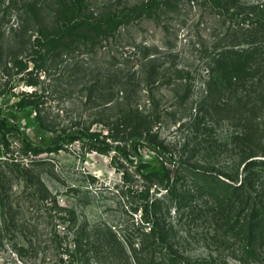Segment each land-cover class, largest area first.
Here are the masks:
<instances>
[{
    "label": "rangeland",
    "instance_id": "374dc122",
    "mask_svg": "<svg viewBox=\"0 0 264 264\" xmlns=\"http://www.w3.org/2000/svg\"><path fill=\"white\" fill-rule=\"evenodd\" d=\"M28 1L0 0V113L19 129L0 142V217L8 218L0 229L23 232L35 251L20 236L5 238L0 264H264V222L186 167L216 180L245 174L240 128L213 106L209 84L212 45L229 21L203 2L173 0L158 22L134 20L95 47L47 52L49 39L20 29ZM126 1L89 0V9ZM255 1L264 0H240ZM20 99L31 112L19 110ZM136 124L183 164L164 161L143 138L129 141ZM64 130L96 134L112 148L73 140L35 154L22 141ZM252 159L253 193L264 201V155ZM160 162L170 177L148 172Z\"/></svg>",
    "mask_w": 264,
    "mask_h": 264
},
{
    "label": "trees",
    "instance_id": "16d2710c",
    "mask_svg": "<svg viewBox=\"0 0 264 264\" xmlns=\"http://www.w3.org/2000/svg\"><path fill=\"white\" fill-rule=\"evenodd\" d=\"M172 1L130 0L126 1V5L120 9L110 6L93 10L89 9V0H53L52 2L42 0L41 3L33 0L26 3L20 29L24 32L26 29L29 30L30 26L32 32L37 34L35 38L49 39V41L43 40L45 41L43 45H49L44 49L47 52L64 46L71 48L76 43H85L86 48L95 47L108 38H113L116 33L120 32V28H125L134 20L158 22L161 13L170 9ZM187 1L192 4L199 1L207 4L210 13L215 18L217 17L222 25H227V20L229 21L224 36L212 45L214 54L208 67L209 84L211 93L214 91L213 94L217 95L216 99L212 97L213 106L232 113L231 119L240 128L236 137L245 145L246 153L244 151L243 171L245 174L239 182L235 180L237 175L226 176L229 181L216 180L211 171L206 169L197 171L194 166L187 164L186 167L194 172L193 176H200L210 183L218 181L217 184L222 185L224 195L230 199L240 200V204H243L247 210L250 209V215L255 219V224L260 226L264 222V201L256 202V194L254 195L253 192L256 191L258 183H255L254 173L248 172V169L257 163V159H252V157L264 155V1L248 3H242L240 0ZM45 10L50 12L52 18L50 27L42 21L44 16H49ZM23 101L20 99L16 103L22 111L27 109L29 104ZM29 112L31 109H27L26 113ZM13 129L19 130L17 123L9 115L0 113V142L5 139L6 132ZM146 130L142 125L136 124L127 132L129 141L143 138L164 161L183 164L182 160L176 159L163 145L154 143L149 136H145ZM73 140L86 141L94 148H112L107 141L100 139L96 134L82 130H64L56 137L42 140L39 143L22 137L26 148L35 154L60 149ZM122 153L125 158L128 156L127 153ZM132 153L140 166L142 163L137 151L133 150ZM259 162L264 163V161ZM148 172L151 175L164 172L166 177H170L171 173L170 169L161 162L158 169L152 166ZM7 221L8 218L0 217V224H8ZM48 234H50L48 241L60 242L57 232L49 231ZM17 236H20L35 251L31 239L25 237L23 232L15 234L0 229V243L5 238H17ZM251 236L255 238L254 235ZM31 238L34 237L31 236ZM21 249H23V244L18 248V250ZM248 253L253 254L254 252L249 250Z\"/></svg>",
    "mask_w": 264,
    "mask_h": 264
}]
</instances>
